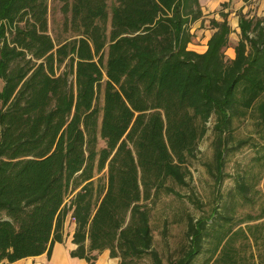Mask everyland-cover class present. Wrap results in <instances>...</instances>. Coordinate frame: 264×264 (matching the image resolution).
Wrapping results in <instances>:
<instances>
[{
	"label": "trees",
	"instance_id": "trees-1",
	"mask_svg": "<svg viewBox=\"0 0 264 264\" xmlns=\"http://www.w3.org/2000/svg\"><path fill=\"white\" fill-rule=\"evenodd\" d=\"M48 1L0 0V262L49 254L70 214L73 255L109 249L120 264H164L151 204L184 196L176 186L189 185L212 130L216 202L185 215L186 241L169 264L203 253L202 264H264V203L235 222L219 190L227 152L252 135L236 138L235 123L254 118L264 135V10L240 7L233 28L222 2L199 51V0H112L110 9L108 0H56L73 33L60 41ZM253 186L237 173L227 196L253 203ZM186 197L201 208L194 191Z\"/></svg>",
	"mask_w": 264,
	"mask_h": 264
},
{
	"label": "rangeland",
	"instance_id": "rangeland-1",
	"mask_svg": "<svg viewBox=\"0 0 264 264\" xmlns=\"http://www.w3.org/2000/svg\"><path fill=\"white\" fill-rule=\"evenodd\" d=\"M240 1V0H239ZM49 21L48 27L49 32L54 37L55 40L68 39L73 35L71 30H64L63 27V14L60 10L61 3L56 0H49ZM245 6L244 11L250 14H259L263 11L264 5L263 0H242L238 2ZM236 3V5H240ZM112 0H108L109 9L111 7ZM203 16L201 17L202 22L196 21L195 24H199V31L192 39V47L196 49H201V45L204 43V38L207 36L209 29V19L217 11L222 9L220 5L214 11L209 10V3L207 0L200 3ZM235 4V3H234ZM242 6V7H243ZM235 6L228 3L227 8L224 10L229 11V17H235L236 12L239 8H234ZM241 7V6H240ZM217 16V15H215ZM219 17V15H218ZM235 31V29H234ZM236 33V32H235ZM233 33L230 36V43L235 42L238 38L237 33ZM229 49H226V53L229 56ZM230 52V51H229ZM1 84V81H0ZM209 126L212 124V120L209 121ZM237 128L234 130V135L236 138L246 137L251 135L249 143L245 144L240 148H235L234 150L228 151L225 156V165L223 179L220 183L219 190L222 193L224 199L229 201L233 205L232 214L234 215V221H239L240 218L244 216L247 211H256L260 203H264V169H262L261 163H264V158L260 160L257 159V155L264 154V135L255 133V120L254 118H249L243 123H235ZM264 134V130L261 131ZM213 132L208 130L203 138L199 141L198 152L195 159H192L190 164V170L192 176L188 179V186L177 185L176 189L183 194L182 197H177L173 194H160L158 198L151 204V225L154 239V246L159 251L164 264H169L170 258L173 259L178 254L179 247L185 243V229H186V219L185 215L187 213L198 216L201 211H209L211 207L215 204L214 196L215 192V179L214 176L209 171V167H212L213 160ZM102 145V142L99 143ZM103 173H100L102 176ZM240 173L246 182L253 183L254 186L248 192L250 198H252L253 203L249 200L242 199L240 196L234 198H229L227 196L228 192L234 188L235 175ZM191 191H194L196 196L201 202V208H198L195 204L188 201L186 195ZM66 218L69 221H74L72 216L68 214ZM245 222H241V225H245ZM69 223L66 225V230L69 228ZM164 227H166L165 233L163 232ZM206 254H200L193 261V264H202L204 262ZM139 264H152L149 256L142 257Z\"/></svg>",
	"mask_w": 264,
	"mask_h": 264
},
{
	"label": "crops",
	"instance_id": "crops-1",
	"mask_svg": "<svg viewBox=\"0 0 264 264\" xmlns=\"http://www.w3.org/2000/svg\"><path fill=\"white\" fill-rule=\"evenodd\" d=\"M200 3L204 2L205 0H199ZM242 1V0H240ZM239 0H207V3H209V10L214 11L217 8L220 7L222 2H228L232 5L235 6L234 8H240L242 7L243 3L240 4ZM235 3V4H234ZM236 3L240 5H236ZM263 5H264V0H263ZM245 8V6H243ZM264 10V8H263ZM263 12V11H262ZM261 12V14H262ZM229 23L231 26L234 28L237 23V16L235 17H229ZM208 31L207 36L204 38V43L206 42L207 38L209 37L210 33L212 30L206 29ZM199 29L195 28V33ZM236 31H232L230 33V36L233 35ZM236 34V33H235ZM237 39V38H236ZM230 43V39H229ZM234 43L231 42V45ZM201 49H197L199 51L204 50L205 45L200 46ZM229 51L228 54L230 57H233L234 51L232 49V46L228 47ZM69 223V228L66 230V225ZM75 228V222L74 221H69L67 218L65 219L63 229H62V239L60 241H55L52 245V248L50 250V253L47 254V252H43L37 255H32V256H27L23 257L20 259H17L13 262H6L2 261L0 264H120L119 263V257L117 256H111L109 249H103L100 251H93L94 258L91 260L86 259L85 257H80L77 255H73L72 251L76 249L77 244L73 241V232Z\"/></svg>",
	"mask_w": 264,
	"mask_h": 264
}]
</instances>
